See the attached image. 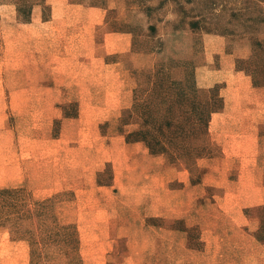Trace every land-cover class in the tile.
<instances>
[{
    "label": "rangeland",
    "instance_id": "374dc122",
    "mask_svg": "<svg viewBox=\"0 0 264 264\" xmlns=\"http://www.w3.org/2000/svg\"><path fill=\"white\" fill-rule=\"evenodd\" d=\"M262 62L264 0H0V264L229 263Z\"/></svg>",
    "mask_w": 264,
    "mask_h": 264
},
{
    "label": "crops",
    "instance_id": "0c3cea01",
    "mask_svg": "<svg viewBox=\"0 0 264 264\" xmlns=\"http://www.w3.org/2000/svg\"><path fill=\"white\" fill-rule=\"evenodd\" d=\"M246 94L247 103L249 105H253V107L250 108L251 111L248 110L245 112V114L243 113V117L247 119L251 118L256 122H264L253 119L255 116L263 117L264 119V82L263 84H257L247 91ZM240 129L241 133L240 136H238V140L241 142V146L249 145L248 149L252 154L258 152L263 153L264 147L261 145L259 147L257 141V143H247V137H251L247 133H256L253 132L252 129L250 131L243 127ZM250 141L252 142V140ZM261 153H259L257 156H254V159L250 158L251 160L247 161L246 165H249L251 168V165L254 166L256 162L258 163L260 160H262L261 158H263V156ZM246 159L247 158L244 157V161H246ZM260 178L264 179L262 175ZM261 179L253 182L254 185H259V188H257L255 191L252 190L251 196L242 197L241 195L235 194V192H233L229 195V197H225V201L228 202L231 201L232 197L234 198L233 204L230 205V203H228L231 207L229 210V215L232 220H238L237 222L233 221L234 223L227 228L226 236L228 241L226 247L229 250V263L226 264H264V240H258L256 238L260 221L254 211L256 207L264 205V183H262ZM250 197H252L255 202L252 204H247V206L250 208V213L248 212V214L246 213L244 215L242 208L244 206H236V200L239 198L241 201H246ZM240 221L244 223L239 224L238 222Z\"/></svg>",
    "mask_w": 264,
    "mask_h": 264
},
{
    "label": "trees",
    "instance_id": "16d2710c",
    "mask_svg": "<svg viewBox=\"0 0 264 264\" xmlns=\"http://www.w3.org/2000/svg\"><path fill=\"white\" fill-rule=\"evenodd\" d=\"M255 44H261V41H256ZM247 60L248 64L250 62L249 59H245ZM254 67V71L256 73L255 77V82L256 84H263L264 82V62H262L261 64L259 65H253ZM256 215L258 216L259 218V229H258V233H257V239L258 240H264V205L263 206H259V207H256L254 209Z\"/></svg>",
    "mask_w": 264,
    "mask_h": 264
}]
</instances>
